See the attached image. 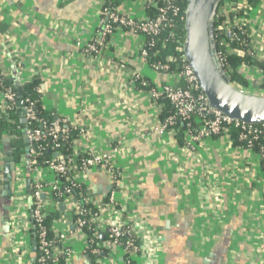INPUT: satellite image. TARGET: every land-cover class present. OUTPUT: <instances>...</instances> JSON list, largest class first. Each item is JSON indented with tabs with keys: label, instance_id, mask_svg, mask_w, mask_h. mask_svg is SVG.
Returning a JSON list of instances; mask_svg holds the SVG:
<instances>
[{
	"label": "crops",
	"instance_id": "0c3cea01",
	"mask_svg": "<svg viewBox=\"0 0 264 264\" xmlns=\"http://www.w3.org/2000/svg\"><path fill=\"white\" fill-rule=\"evenodd\" d=\"M105 1L0 0V72L17 84L40 82L42 109L67 120L77 133V150L90 142L113 156L122 175L116 202L161 238L157 264H264V171L258 154L218 137L190 151L172 132L156 131L162 107L131 77L165 82L139 56L143 37L117 30L92 57L77 48V41L88 42L101 31ZM253 1L228 0L245 6L250 55L264 62V0ZM119 6L145 15L136 0ZM260 76H249L240 87H252ZM16 140L0 135V264H18L11 249V197L4 194V157L14 155ZM85 178L94 202L103 203L110 178L100 170ZM73 263L92 264L82 253Z\"/></svg>",
	"mask_w": 264,
	"mask_h": 264
},
{
	"label": "built area",
	"instance_id": "2783aa9c",
	"mask_svg": "<svg viewBox=\"0 0 264 264\" xmlns=\"http://www.w3.org/2000/svg\"><path fill=\"white\" fill-rule=\"evenodd\" d=\"M136 1L142 3L144 9H153L155 14L152 17H136L106 0L100 11L101 31L88 42H76L81 55L98 56L106 39L117 30L140 35L144 44L139 56L149 69L162 74L165 82L152 85L138 74H132L133 82H139L146 89L152 103L166 100L171 105V110L156 131H170L176 135L177 127L181 126L184 128L182 145L193 151L205 139L218 137L233 143L231 133L235 130V141L243 149L255 151L264 170V124L247 125L209 107L182 53L183 40L177 41L181 45L178 49L181 54L177 58L167 57L164 61L152 59L158 55L157 50H152L160 32L179 24L183 26L187 0ZM245 9L240 4L222 0L216 14V19L223 18L215 33L217 57L227 75L231 72L227 57L243 54L231 44L246 46L244 40L247 35L242 22ZM170 36L175 37L173 33ZM118 68L124 70L126 67L119 64ZM240 69L243 74H248H245L247 77L261 75L259 78H263V71L256 65L242 64ZM0 77L3 98L0 118L9 121L7 113L18 111L17 96L11 88L2 85L5 77L1 72ZM256 89L264 95V89ZM23 104L26 121L23 130L27 136L28 153L16 162L10 205L11 249L18 264L29 263L33 241L36 255L32 264H74V258L79 253L87 255L92 264H157L161 238L140 221H135L116 202L122 175L113 165V156L97 151L90 142L80 150L73 145L68 154H62L59 149L70 137L67 120L53 114L54 119L46 122L37 117L32 101L26 99ZM35 122L39 127L33 126ZM81 135H84L83 130ZM45 149L51 154L58 152V157L44 159ZM91 170H100L110 178L112 188L103 203H95L87 188L85 177ZM27 178L30 179L29 189L26 188Z\"/></svg>",
	"mask_w": 264,
	"mask_h": 264
},
{
	"label": "water",
	"instance_id": "95a60500",
	"mask_svg": "<svg viewBox=\"0 0 264 264\" xmlns=\"http://www.w3.org/2000/svg\"><path fill=\"white\" fill-rule=\"evenodd\" d=\"M221 0H187L184 11V39L182 53L192 70L210 108L224 116L247 125L264 124V95L259 88L264 80L257 81L251 89H244L232 82L224 71L218 57L215 42L216 14ZM16 107L21 116L20 123L25 124L23 117V100L16 93ZM24 154L28 153L27 136L22 132ZM59 153L51 154L56 159ZM9 163L5 168L10 172V181L4 186V194L11 197L15 184V158L12 153L4 157ZM61 163H64L60 159ZM30 179H26V188L29 189ZM63 210V206H60ZM32 254L36 253L35 242H32ZM34 258L31 259V263Z\"/></svg>",
	"mask_w": 264,
	"mask_h": 264
},
{
	"label": "trees",
	"instance_id": "16d2710c",
	"mask_svg": "<svg viewBox=\"0 0 264 264\" xmlns=\"http://www.w3.org/2000/svg\"><path fill=\"white\" fill-rule=\"evenodd\" d=\"M122 1L123 0H107V3L118 6ZM128 1H135V0H128ZM248 2L252 4L254 1L248 0ZM221 6H222V0L219 4L217 12L221 8ZM154 14L155 13L153 9L148 7L145 8V15H144L145 17H152ZM238 14L240 15L241 13ZM229 18H231L230 15ZM222 21L223 18L216 19L214 25L215 33H217V28ZM172 33L175 35L174 38L170 36ZM183 37H184V31L182 24H179L178 27L176 26L173 28L163 29L159 34L158 42L154 47L155 49L152 50V52L157 50L158 55L152 59L164 61L167 57L177 58V56L181 54V52L178 51V49H181V45L180 43H177V41L182 42ZM244 42L246 43L245 47H239L237 44L234 43L231 44L232 48L242 52L243 53L242 55L232 54L227 57V61L231 69V72H228V76L230 80L236 83L238 86H243L247 84V78H245L244 75L241 73L240 67L242 64L256 65L263 71V75H264V62L254 60L250 55L248 38L245 39ZM161 44H163V47L161 46ZM2 83L4 87L11 88L14 93H19L23 101H25L26 99L32 101L34 103L35 112L38 118L46 122H51L54 119L53 113L44 111L41 107V102H40L41 96L39 91L40 82L37 79H32L31 81L25 82L23 84H17L14 81L12 82L9 78L6 79L3 78ZM260 87L264 89V80L262 81ZM158 103L162 107L160 117L163 120V118L166 117L168 112L171 110V105L166 100L160 101ZM7 114L9 121H7L4 118H0V135L5 134V135H12L17 137V140L14 143L15 146L14 157H15V161H17L19 157L24 154V151L22 150L24 147L22 132L25 125L20 123L21 116L19 115V111H9ZM33 126L37 128L39 127V124L35 122ZM183 129L184 128H182L181 126H178L176 129V135L178 138L177 141L180 144H182L181 134ZM231 134H232V139H234L233 143L238 144L235 141L237 131L232 130ZM76 136H77L76 131L70 128V137L68 141L66 143H63L61 148L59 149L62 154L66 155L70 152V148L71 146L74 145ZM43 158L51 159V153L48 151V149H45V151L43 152Z\"/></svg>",
	"mask_w": 264,
	"mask_h": 264
},
{
	"label": "flooded vegetation",
	"instance_id": "af4514ba",
	"mask_svg": "<svg viewBox=\"0 0 264 264\" xmlns=\"http://www.w3.org/2000/svg\"><path fill=\"white\" fill-rule=\"evenodd\" d=\"M249 77V76H248ZM251 78V77H250ZM253 78V77H252ZM14 156V155H13ZM15 158V157H14ZM15 165V164H14ZM6 178V183H8L10 181V172L7 173V177L5 176Z\"/></svg>",
	"mask_w": 264,
	"mask_h": 264
},
{
	"label": "rangeland",
	"instance_id": "374dc122",
	"mask_svg": "<svg viewBox=\"0 0 264 264\" xmlns=\"http://www.w3.org/2000/svg\"><path fill=\"white\" fill-rule=\"evenodd\" d=\"M246 75H248L247 73H245ZM245 74H243L244 75V77L245 78H249V77H247ZM260 79V78H259ZM249 89H251V85H250V88Z\"/></svg>",
	"mask_w": 264,
	"mask_h": 264
}]
</instances>
